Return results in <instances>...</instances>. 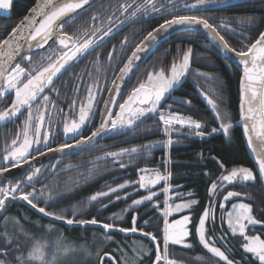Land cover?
<instances>
[{
    "label": "trees",
    "instance_id": "16d2710c",
    "mask_svg": "<svg viewBox=\"0 0 264 264\" xmlns=\"http://www.w3.org/2000/svg\"><path fill=\"white\" fill-rule=\"evenodd\" d=\"M35 2L36 0H15L8 16L0 14V39L7 37L12 28L27 15ZM131 2L132 0H101L68 20L63 29L74 38L81 37L83 32L89 29L94 30L97 27L103 29L102 24L109 18H111V22L117 19L114 31V34L118 33L115 36L116 40L101 45L104 46L101 50L102 53H105L104 57L97 58L95 54L96 58L93 57V61L99 60V64H102L103 60L110 63V81L105 91L110 87L113 78L135 47L149 32L163 23L165 17L171 18L167 11L162 10L161 12H150L147 16L138 15L136 18L129 19L130 11L121 14L119 5ZM142 2L143 0H137V3ZM184 2L185 0H178L177 3V0H173V3H177L176 10L179 13L201 15L208 18L214 25L225 22L229 29H234V32L225 33L223 28L220 31L229 43L236 47L247 42H242V40L238 42L241 35L252 39L258 36L260 31H264V0H239L234 4H221L222 1L218 0V2L209 3L191 11L182 7ZM187 2H192V0H187ZM156 3L158 7L160 4L171 7L168 0H156ZM205 8L210 9L204 10ZM94 15H99L103 19L94 21L92 19ZM249 16L255 17L254 22L242 26L241 18ZM93 22L94 26L90 27ZM122 41H124L123 44ZM189 48L192 49L189 68L180 84L163 101L164 107L160 109V112L165 115L177 112L187 118L191 117L200 121L203 125L201 137L195 136L193 130L172 128L170 135L173 143L165 147L163 142L168 139V136L164 132L165 126L159 120L160 112L149 114L131 127L119 126L112 130L93 148L81 154L63 158L55 171L51 172L55 178L34 180L33 184L38 193L45 192L47 194L50 191L53 197L47 204L44 203L43 196L39 201L34 202L38 203V207H46V211L49 212L64 211L69 218H72L74 207L80 208L81 211L77 212L75 219L97 218L102 222L115 223L125 228L133 226L132 216L136 215L139 225L155 235L163 229V217L160 213L152 210L151 204L138 206V211L133 210L132 201L148 194L137 189L136 182L139 170L151 168L160 171L161 174L170 173L168 183L171 188L167 195L171 202H182L177 198L180 196H183L184 200H197L198 203L193 206L194 211H192L195 224L196 218L209 205L211 199L212 214L215 219L214 222H209L207 227L210 230V235L216 237L217 247H221V250L225 251L236 264H252L255 258L250 253H245L240 246L245 242L243 237L229 232L225 223L224 211L228 210L233 202H248L253 206L255 218L264 225V182L257 179L253 184L236 183L230 186L225 183L218 189L215 196L210 198L208 193L212 181L216 180L224 171L219 167L218 161L222 162L228 170L243 166L256 171L245 146L240 123H238L240 121L239 87L241 79L238 68L226 61L200 33L183 31L165 39L153 50L147 61L132 77L123 97H127L133 86H138V82L146 81L148 72H156L161 69L170 70L174 62H182L183 54ZM54 50L55 48L47 54L28 56L30 60L22 59L19 63L26 68L39 70L41 66L47 67V57H51L55 61V57L51 56ZM113 50H115V58L110 60L108 53ZM9 94L8 97H11L12 100V94ZM205 95L216 99L221 109L231 115L234 128L229 137H225L222 132L212 133V128H218L220 122L214 118ZM11 100L7 99L6 105H9ZM186 100L191 101V104L184 103ZM6 105H0V110ZM24 113H27V109L22 116L25 115ZM19 118L0 128V160L4 155L6 144H10L17 132H22L21 126L17 124ZM145 145L154 146L147 149L142 148ZM132 148H137L138 151L116 158L106 155L109 152H120L121 149ZM121 163L125 167L121 168ZM121 183H126L124 189L117 188ZM163 187L164 182L161 181L154 189L161 206L165 200V194H162ZM109 188H117V192L99 198L107 207H102L99 202L86 203L93 194L100 191L107 192ZM31 190L32 187L27 188V191ZM227 191H236L241 195L224 201V209H221L219 203L223 201ZM189 193L192 195L188 196ZM250 194L252 201H250ZM117 195L121 197L119 200L116 199ZM10 202H8L9 205L7 203L8 207L6 205L5 214H14L13 216L19 219L20 224L27 231L25 235L21 227H16L15 230L10 228V237L2 236L0 239V248L9 250L8 258L0 254V259L10 261V264H18L17 257L21 255L25 261L27 260L28 253L38 241L37 232L44 229L46 225L61 227V235L68 240L84 241L89 245L92 241H99L100 248L96 264H123L122 262H113L111 256L118 259L117 252L126 253L125 260L131 264H139L141 258L143 264H152V260H154L155 245L150 243V238L143 237L140 232L126 236L117 229L109 233L112 239L106 240L104 236L107 234L103 233L102 228L98 225L81 227L73 224L68 226L37 213L20 200ZM124 209L127 211H123ZM115 215H122V219H109ZM3 217L0 219V224L3 223H1ZM169 219L171 220L172 217ZM149 220L151 223L145 224V221ZM191 230L192 236L189 239L193 244L190 249L178 245L170 246V259H173L175 264H189L183 262V255L184 259L186 254L191 259L197 254L207 253L199 244L194 227ZM27 236L29 238H26ZM221 236L223 239H220ZM139 239L143 240L146 243L145 247L151 248L152 252L149 255L139 256V260H137L133 259V252L130 249L134 248V243H137L136 241ZM8 240L11 242L6 243ZM225 243H229V245L227 246ZM16 246L19 247L18 250L15 249ZM102 254L110 255H104L101 259ZM220 264H225V262H220ZM256 264L259 262L256 261Z\"/></svg>",
    "mask_w": 264,
    "mask_h": 264
},
{
    "label": "snow or ice",
    "instance_id": "6c2138e0",
    "mask_svg": "<svg viewBox=\"0 0 264 264\" xmlns=\"http://www.w3.org/2000/svg\"><path fill=\"white\" fill-rule=\"evenodd\" d=\"M14 0H0V9H9ZM218 0H192V2H185L182 7L188 10L201 8L209 3H215ZM90 0H36L34 6L29 9L27 15L12 28V31L7 37L0 39V57L5 59L0 60V81L3 85L0 86V105H6L8 99V92L14 91L15 98L11 100L10 105H6L0 110V122L17 117L21 113V109H27V116L22 122V132H17L10 144H6L4 148L3 161L7 164L11 161V167H17L21 163H27L29 159H35L31 155L34 145L44 144L48 145L50 136L53 134L51 127L45 128V117H48L49 123L52 122V114L46 106L52 101L48 95H44L41 100H37L38 96L44 92L45 88L50 87L52 91H57L54 84V77L57 76L61 70H66V66H70V62L77 60L79 57L87 54L90 50H94L100 43H103L104 37L108 36L111 31V18L108 20L106 30L97 27L92 32L91 36L84 33L83 37H73L67 32L63 31L68 20L74 18L73 14L77 13L78 9H82L85 5L89 4ZM178 3V0H177ZM177 3L173 0H168L171 7H166L163 4L157 6L156 0H143L142 3H137V0H132L131 3H122L119 5L121 14L130 11L129 19L136 18L138 15L147 16L150 12L167 11L171 18H164V22L159 24L147 34L144 41L137 45L132 55L128 58L124 66L120 68V73L116 80L112 81V87L106 90L114 93L108 100L105 101V108L102 110L104 119L101 124L91 131L88 136L81 135V129L88 124L97 111L95 105L98 104L97 92L100 91L98 87L89 85L87 87L86 103H81L77 112V99L74 97L71 104H69V113L62 114L64 117L63 134L65 136L72 135L75 139L80 136V139H75L74 144H62L57 149L48 147V151H60L73 147H80L83 144H90L96 137L100 136L105 131L116 129L120 127H131L141 118L149 114L160 112L164 107L163 101L166 97L171 95V92L181 82V78L185 75L190 65V56L192 49L189 48L184 52L182 62H174L170 70L161 69L156 72H148L147 80L138 82V86H133L130 94L123 102H120L115 97L120 95V85L117 80H124L134 70L135 63L141 59L140 53L150 49L158 37L167 33L173 27H180L182 31L192 33L196 31L197 27H202L206 30L210 40L217 43L221 49L227 53L234 54L243 66V75L240 79V123L244 130V136L247 140V146L255 157L256 171L249 167H233L231 170L225 168L222 162H219V167L224 170L216 180H213L208 188L209 197L215 196L219 188L223 187L225 183L233 184L239 182L242 185L247 183H255L257 179L264 182V31H260L258 36L248 39L246 36L241 35L239 40H246V43L236 47L229 43L225 35L221 33L220 29L223 28L225 33L234 29H229L225 22L220 25H214L208 18L196 14H181L177 9ZM39 18V19H38ZM92 19H103L99 15H94ZM255 17L249 16L241 18V25L246 26L254 22ZM59 29V31H58ZM103 31V35L97 36V33ZM25 32L27 35H25ZM95 36L97 38L93 39ZM55 37L58 43L62 46L59 58L55 61L51 57H47V67L41 66L39 70L34 68H26L21 63H16L14 67H7L11 61L19 54V38H24L29 42V47L32 46L31 42H35L37 47H42L48 43L49 39ZM82 40V42H81ZM122 44L124 41L121 42ZM15 45V46H14ZM109 59L115 58V50L108 53ZM23 60H30L29 57H23ZM95 63L99 64V60ZM35 72V74H33ZM79 86H77V93ZM203 94V93H202ZM208 104L211 106L214 118L219 121L218 128H212V133L222 132L225 137H229L232 129L234 128L231 115L222 110L217 100L209 98L205 95ZM33 102L36 103V112L33 113ZM184 103L191 104V101H184ZM109 104H117L119 111L113 113L112 109L107 107ZM76 115L77 118H72L68 122L69 116ZM160 122L165 126L164 132L168 139L164 141L165 147L170 146L173 141L170 132L174 124L184 126L188 125L189 128L201 130L203 125L200 121L194 120L189 117L187 120L179 117V114L174 116L165 117L163 112H160ZM197 135H203L202 131H197ZM211 134V133H210ZM154 145H145L142 148L153 147ZM39 155H44V152L36 149ZM137 148L121 149L120 152H109L107 156L113 158L121 157L125 154L136 153ZM123 168L125 165L120 164ZM8 167H0V175L6 173ZM142 171V170H139ZM167 171V170H165ZM41 169L35 168L26 175L24 180H18L16 183H7L0 185V209H4L6 202L9 198L12 200L20 199L26 201L33 209L42 213L46 217H53L56 221H64L67 225L76 224L78 226L98 225L102 228L106 240H111L112 236L109 234L112 230H117L121 233H137L140 232L143 237L150 238V243L155 245L154 260L152 264H175L173 259H170V246L180 245L184 248L190 249L192 244L189 238L192 236V228L195 229V235L198 238L199 244L211 254L212 257L219 258L216 264L220 261L225 264H236L233 259H230L221 247L216 246V237L210 235V230L207 225L209 222H214V215L212 214V201L210 199L203 212L200 214L198 222L193 223V218L189 214L181 215L179 219L172 217L173 213H183L184 210L194 211V205L198 203L195 199L184 200L183 196L177 197L182 202L173 203L169 193L171 185L168 183L171 174H161L156 172L154 176L139 177V187L147 190L148 194L132 201L131 207L134 211H138V206L151 204L153 211H159L163 217V229L153 234L151 231L145 230L138 223L137 216H132L133 226L130 228L120 227L115 223L102 222L97 218L89 220L75 219L77 212L81 211L80 208L74 207L72 209V218L65 215L64 211L60 213L46 211V207L39 206L34 201H39L41 196L44 197V203L47 204L51 200V192H37L33 181L37 179ZM207 175V173H205ZM164 182L162 194H165L163 205L159 204L157 192L154 186ZM25 184L32 187V191H25ZM126 183H121L117 186L119 189H124ZM117 188H109L107 192L100 191L89 197L86 203L92 204L93 202L101 203L102 207H107L100 197L109 196V193H116ZM192 194L189 193L188 196ZM241 193L236 191H227L224 195L223 201L219 203L221 209L224 208V201H228L232 197H239ZM121 197L116 196L119 200ZM123 211H127L124 209ZM109 219H122V215H115ZM245 221L247 223H245ZM151 221H145L149 224ZM226 223L228 230L233 235L239 233L245 241L240 246L244 249L245 253L252 254L255 258L252 264H264V239L259 235L246 234V229L249 225L261 223V221L253 215V206L250 203L233 204L232 210L228 212ZM223 239V236L220 237ZM8 240L6 243H10ZM140 251L143 255H149L152 252L151 248L140 246ZM7 248H0V254H6ZM107 255V254H105ZM27 260L37 261L38 264H54L55 255L51 246L35 245L28 253ZM18 264H26L23 255L17 257ZM0 264H10V261L0 259ZM124 264H127L125 261ZM139 264H143L142 258Z\"/></svg>",
    "mask_w": 264,
    "mask_h": 264
},
{
    "label": "flooded vegetation",
    "instance_id": "af4514ba",
    "mask_svg": "<svg viewBox=\"0 0 264 264\" xmlns=\"http://www.w3.org/2000/svg\"><path fill=\"white\" fill-rule=\"evenodd\" d=\"M221 1H223L221 4L239 2V0H221ZM116 20L111 22V26H113L112 31L108 36L104 37L103 43H100L98 47L94 48V50H90L87 54L83 55L82 57H79L77 60L70 62V66H67L66 70H64L60 74V76L56 80H54L55 88L58 89V92L52 91L51 88L48 87V88H45L44 92L41 93L40 96H38V98H37L38 101L41 100L44 95H48L52 101L50 104H48L46 106L48 111H50L52 114V122L50 124L48 117L46 116L45 117V128L51 127L53 134L50 136V139L48 141L47 146L44 145L43 143L39 144L37 148H35V145L33 146V150L31 151L32 156H35V157L39 156L36 149H39V151H41V152L47 153V152H49L47 150L48 147H51L53 149H57L62 144H65V143L73 144V143H75V139H80V136H76L74 139L73 136L68 138V136H65L63 134L64 117L62 114L70 112L69 104H71L74 97L77 99V112H78V108H79L80 104L86 103V98L88 95L87 87L89 85L93 86L94 88L98 87L100 89V91L97 92L98 104L95 105L97 111L95 112V115L92 117V119L88 122V124L85 125L81 129V135L88 136L91 134L92 130H94L96 127H98L100 112H101L105 97L108 93V91H105V88L109 84V81H110V63H109V61L106 62L105 60H103V62H102L103 65L97 64V63H95V61H93V59H94L93 57H95V55L97 58L104 57L103 55L105 53L101 52V50L104 46H101V45H104L106 42L108 43L111 40L112 41L116 40L117 37H115V36H117V34H118V33L114 34L115 21ZM93 26H94V22L90 24V27H93ZM107 26H108V21L102 24V27H104L103 28L104 30H106ZM93 31H94L93 29H89L87 31H84L83 35L81 37L87 38L84 36V33H87L88 36H91ZM101 35H103V31H101L100 33H97V36H101ZM92 38L95 39L97 37L93 36ZM81 42H82V40H81ZM60 52L61 51H59L57 48H55V50L53 51L51 56L55 57V60H57L59 58ZM33 74H35V73H33ZM77 86H79V92L78 93H77ZM10 94H12V99H14L15 93L12 92ZM126 98L127 97H122L120 102H123V100ZM8 99L11 100V97H8ZM36 103L37 102L33 103V113L34 114L36 112ZM27 114L28 113H26L24 116L21 115L20 116L21 118H19L17 121V124L19 126H21V129L23 128L22 122L25 120ZM72 118L78 119V116H76V115L69 116L68 122H70ZM19 121H20V123H19ZM29 160H31V159H29ZM62 160H63V158L54 159V160L48 161V162L42 164L41 166L37 167V168L41 169V172L37 178H39L40 180H47V179L55 178V175L52 174L51 172L55 171V169L57 168L58 165H60ZM0 164H1L0 167L11 168V161H9L7 164L5 162H1ZM25 178H26V175L18 178L17 180L11 181L10 183H16L18 180H24ZM28 187H31V186L25 184V191H27ZM250 201H252L251 194H250ZM9 203H11V202H9ZM9 203H8V205H9ZM238 203H248V202H245V201L233 202L230 205V208L228 210L224 211L225 223H226V215H227L228 211L232 208L233 204H238ZM8 205H7V207H8ZM7 207L4 210V212L2 213V215L0 216V219L6 213ZM13 215L14 214H12V213L5 214L6 217H9V216L14 217ZM16 227L20 228L19 226L15 225L11 222H6L2 226H0V239L2 238V236L10 237L9 231H11V229L15 230ZM263 228H264V225H262L261 223H258V224H255L254 226H248V228L246 229V233L250 234V235H259L261 237V239H264V229ZM229 232L231 234H233L230 230H229ZM236 235H239V234H236ZM16 236H18V235L16 234ZM225 244L227 246L229 245V243H225ZM15 249L18 250L19 247L16 246ZM8 253H9V250L6 254H2V256L5 258H8L7 257V256H9Z\"/></svg>",
    "mask_w": 264,
    "mask_h": 264
},
{
    "label": "water",
    "instance_id": "95a60500",
    "mask_svg": "<svg viewBox=\"0 0 264 264\" xmlns=\"http://www.w3.org/2000/svg\"><path fill=\"white\" fill-rule=\"evenodd\" d=\"M99 1L101 0H90V3L85 5L82 9H78L77 10V13L73 14V16L75 17L77 14H79L80 12L86 10V9H89L90 7H92L93 5H95L96 3H98ZM15 2V0H14ZM13 2V3H14ZM13 3L11 4L10 8L9 9H0V14L3 15V16H8L11 12V8H12V5ZM229 4H234V2L232 3H229ZM207 9H210V8H205L204 10H207ZM28 14V13H27ZM39 19V18H38ZM59 31V29H58ZM183 32L181 30L180 27H173L171 29L168 30L167 33H163L161 34L159 37H158V41L155 42L153 44V46L146 50L145 52H142L140 53V56H141V59L137 60L136 63H135V67H134V70L130 73L129 76L125 77L124 80H117V83L120 85V95L116 96L115 98L119 101H121L122 99V96L129 84V82L131 81L132 77L134 76V74L137 72V70L147 61V59L150 57V55L152 54L153 50L160 44L162 43L165 39L173 36V35H176L178 33H181ZM196 32L197 33H200L204 38L205 40L211 45V47L213 49H215L226 61H228L230 64L234 65L236 68H238V70L240 71L241 73V76L243 75V66L240 64L239 60L235 57L234 54H231V53H227L225 51H223L221 49V47L217 44V43H214L210 40L209 36L207 35V32L206 30H204L202 27H197L196 29ZM25 35H27V33L25 32ZM8 36V35H7ZM145 39V38H144ZM144 39L142 41H144ZM141 41V42H142ZM141 42L138 44L140 45ZM17 43L19 44L20 48H19V54L15 57V59L13 61H11L8 65H6L7 67H14L16 63H18L19 61L22 60L23 57H27V56H31V55H36V54H40V53H49V51L52 49V48H57L59 51L62 50V46L58 43L57 39L55 37H53L52 39H49L48 40V43L47 44H44L42 47H37L35 45V42H31L32 43V46L29 47V42L26 41L24 38H19ZM15 46V45H14ZM137 47V46H136ZM135 47V49H136ZM134 49V50H135ZM133 50V51H134ZM132 51V52H133ZM132 55V53L130 54V56ZM129 56V57H130ZM128 57V58H129ZM5 59V57H0V60H3ZM128 60V59H127ZM126 60V62H127ZM125 62V63H126ZM124 66V64H123ZM122 66V67H123ZM67 67V66H66ZM121 67V68H122ZM64 70H61L60 73L57 74L56 77H54V80H56L60 74L63 72ZM120 73V70L118 71V73L116 74V76L114 77L113 80H116L117 76L119 75ZM184 76L181 78L183 79ZM3 85V82L0 81V86ZM112 83L110 85V87H112ZM11 92H14V91H9L8 93H11ZM114 93H110L108 92L106 97H105V100L103 102V106H102V109H101V112H100V117H99V124L98 126L101 124L102 120L104 119V115L102 113V110L105 108V101L109 99L110 96H113ZM239 96H240V87H239ZM14 98H15V94H14ZM167 98V97H166ZM165 98V99H166ZM34 103V102H33ZM107 107L111 108L113 113L117 111H119V108H118V105L117 104H109L107 105ZM118 108V109H117ZM26 108H23L21 109V113H23L25 111ZM239 110H240V104H239ZM240 114V112H239ZM21 114L18 113L17 114V117H13L9 120H6V121H3V122H0V128L6 126V125H9L10 123H12L13 121H15ZM137 123V122H136ZM135 123V124H136ZM242 129V132H243V139H244V143H245V146L247 148V151L249 153V156L255 166V157L253 155V153L249 150L248 146H247V140L244 136V130H243V127L242 125L240 124L239 125ZM119 127V125L117 126V128ZM112 130L114 129H111L110 126H109V130L105 131L104 133H102L100 136L96 137L95 140H93L90 144H83L81 145L80 147H73V148H70V149H65L63 152H60V151H51V152H47V153H44V155H39L37 157H35V159H31V160H28L27 163H21L19 164L17 167H11V168H8V171L2 175H0V185H5L11 181H14V180H17L18 178L22 177V176H25L27 175L31 170L41 166L42 164L48 162V161H51V160H54V159H60V158H65L67 156H74V155H78V154H81L91 148H93L94 146H96L109 132H111ZM72 135H68V138L71 137ZM67 138V139H68ZM74 144V143H73ZM38 145H35V148H37ZM255 169H256V166H255ZM236 183H239V182H235L231 185H234ZM227 184V183H226ZM252 184V183H250ZM227 185H230V184H227ZM230 185V186H231ZM11 200L12 202H16V201H19L20 199H16V200H12L11 198L8 199V201ZM8 201L6 202V205L8 203ZM21 202H23L24 204H26L27 206L31 207L30 204H28L26 201H23V200H20ZM6 205H5V208H6ZM4 209H0V216L2 215V213L4 212ZM32 208V207H31ZM33 209V208H32ZM37 213H39L36 209H34ZM41 215H43L42 213H39ZM44 216V215H43ZM49 218L50 220L52 221H56L54 220L53 217H47ZM56 222H61V223H64L66 224L64 221H56ZM67 225V224H66ZM68 226H72V225H68ZM89 226H93V225H89ZM81 227H85V226H81ZM113 231V230H112ZM132 234H135V233H124V235L128 236V235H132Z\"/></svg>",
    "mask_w": 264,
    "mask_h": 264
},
{
    "label": "rangeland",
    "instance_id": "374dc122",
    "mask_svg": "<svg viewBox=\"0 0 264 264\" xmlns=\"http://www.w3.org/2000/svg\"><path fill=\"white\" fill-rule=\"evenodd\" d=\"M219 1H221V0H219ZM242 42H246V40H242ZM175 114H177V112H172L170 114H167L165 117L167 118L170 116H174ZM178 114H179L180 118L187 120V117L185 115H183L181 113H178ZM159 120H160V117H159ZM183 127L185 128V130H193L195 133L194 135L197 137L202 136V135H197L195 132L196 129L189 128L187 124H185ZM175 129L181 130V125H180V127L178 125H176ZM202 129L197 130V131H202ZM1 162H5V161H3V159H2V160H0V163ZM156 172H160V171L155 170V169H151V168H147V169H143L142 171H139L138 180L136 182L137 183V189H139L140 191H144L145 193H148L147 190L141 189L139 187V183H138L139 177L141 175H144L145 177L154 176L156 174ZM156 186H154V189L156 188ZM178 203H180V202H178ZM231 210H232V208L229 211H231ZM184 214H189L193 218V213H192V211H189V210H184L183 213H173L172 217L179 219L180 216L184 215ZM199 216L196 218V222H198ZM226 218H227V215H226ZM193 220H194V218H193ZM6 222H11V223L21 227V229L25 233V235L27 234V231L25 230V228L22 227V225L20 224L19 219L17 217L6 218V216H4L2 221H1L2 224H0V226L5 224ZM245 223H247V222L245 221ZM227 226H228V224H227ZM249 226H254V225H249ZM60 230H62L61 227H59L57 225H46V226H44V229H41L36 234L37 240H38L36 242V245L39 244L42 246H51L52 247V250H53L54 255H55L54 264H96V262H97L96 260L98 258V253H99V248H100L99 241H96V242L92 241L91 244L89 245L87 242H84V241L78 242L76 240H68L61 235ZM237 234H239V233H237ZM26 238H29V236H27ZM136 242L137 243H134V245H133L134 248H132L130 250H131V252H133L132 253V255L134 256L133 259L136 258L137 260H139V256L143 255L140 251V246L142 245L145 247L146 243L141 239L137 240ZM189 242L191 244H193L190 241V239H189ZM178 246H180V245H178ZM204 250H206V249H204ZM188 253L190 254V252H188ZM207 253L197 254V255H195L196 257H194V258L191 257V259L189 258V256L187 254H186V258L184 259V255H183V262L189 263V264H216V261L219 258L212 257L210 253H208V254ZM104 255L105 254H102L100 256L101 259ZM107 255H110V254H107ZM117 255L119 257L118 259L111 256L113 259V262H117V263L122 262L124 264V262L126 261L125 260L126 259V253L117 252ZM106 257H108V256H106ZM109 261H111V260H109ZM126 262H127V264H131L128 261H126ZM220 262H223V261H220ZM26 264H38V262L33 261V260H26Z\"/></svg>",
    "mask_w": 264,
    "mask_h": 264
}]
</instances>
